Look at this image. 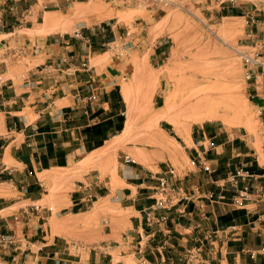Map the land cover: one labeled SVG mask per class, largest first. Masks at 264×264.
Segmentation results:
<instances>
[{
	"label": "rangeland",
	"instance_id": "374dc122",
	"mask_svg": "<svg viewBox=\"0 0 264 264\" xmlns=\"http://www.w3.org/2000/svg\"><path fill=\"white\" fill-rule=\"evenodd\" d=\"M12 5L14 12L7 9ZM0 14L2 82L22 84L36 66L44 68L56 41L83 44L82 35L95 47L90 65L102 76L107 92L121 101L116 132L101 148L78 152L61 168L44 172L49 178L41 181L36 195L41 201L33 206L43 208L36 221L39 230L48 231V240L59 236L66 243L67 250L56 258L59 264H111L112 257L114 264H138L122 239L132 214L119 197L126 166L148 175L170 167L180 178L196 170L173 126L156 118L165 112L167 100L169 113L180 112L177 118L189 124L196 140L200 128L212 132L208 137L217 136L219 143L240 136L264 167V113L250 97L242 58L253 50L248 39L251 19L264 22V0H0ZM48 16L56 20L54 28L44 24ZM206 95L223 107L230 126L188 120L191 114L184 108ZM128 120L130 130L123 134ZM3 162L15 165L8 153ZM82 183L89 188L81 189ZM10 188V198H25ZM77 191L90 197L89 205L79 212L64 210ZM108 244L113 249L106 252L112 257L99 249ZM19 262L25 264L26 259ZM26 264H34L33 259Z\"/></svg>",
	"mask_w": 264,
	"mask_h": 264
},
{
	"label": "crops",
	"instance_id": "0c3cea01",
	"mask_svg": "<svg viewBox=\"0 0 264 264\" xmlns=\"http://www.w3.org/2000/svg\"><path fill=\"white\" fill-rule=\"evenodd\" d=\"M56 43L52 45V54L48 56L51 59L47 63L64 55H78L85 48V44L78 41L63 39ZM84 79L85 74L76 78L55 74L47 76L38 65L22 84H16L11 79L5 82L0 80V163L6 167L0 185H9V189L0 188L6 191L5 195L0 196V234L14 236L16 243L14 248L0 250L1 264H20L22 258L26 259L25 264L31 259L34 264H58L56 258L67 250L66 243L59 236L48 240V231L39 230L42 226H37L38 216L43 212L40 206H33L41 201L36 196L43 186L38 175L61 168L78 152L88 154L97 151L101 148L98 146L116 132L122 116V109L118 111L121 101L114 97V92H108L101 108L89 116L76 108L73 94L78 81ZM255 88V102L264 113V83L255 85ZM197 134L199 140L192 135L193 146H186L188 156L190 159H202L214 172L207 174L196 168L188 173V184L195 185L188 190L194 193L196 204H188L185 210L178 206L170 212L156 211L152 227L148 225V214L155 204L157 176H152L153 172L148 175L146 171L126 166L123 180L125 187L120 190L119 197L132 213L129 229L122 233L128 254L132 255L140 243L148 261L153 264H162L163 261L171 264L187 248L198 245L204 238L205 232L196 227L201 220V213L205 212L210 220L209 229L234 228L231 237L220 243L213 252L206 249L205 260H211V264H264V204L259 207L251 204L247 210L237 209L228 205L236 189L230 185L222 188L227 183L229 171L246 167L251 173L259 174L264 171V167L255 154L246 149L247 145L240 136L219 143L217 136L208 137L212 132L204 128H200ZM7 153L15 163L11 167L3 162ZM162 170L160 167L159 172ZM197 185L202 192L224 195L225 201L210 204L206 200H199L201 194ZM10 186L25 198L19 201L10 198ZM77 193L70 200L71 205L64 210L79 212L85 208L86 205L80 202L84 196ZM28 202L31 204H25ZM16 205H20L19 210L11 211ZM198 206H203L202 212ZM8 211L11 214L4 216L3 213ZM154 215L151 214V217ZM163 217L165 219L162 222L160 219ZM99 249L100 252L103 250L106 257L111 256L106 251L113 248L108 244Z\"/></svg>",
	"mask_w": 264,
	"mask_h": 264
},
{
	"label": "built area",
	"instance_id": "2783aa9c",
	"mask_svg": "<svg viewBox=\"0 0 264 264\" xmlns=\"http://www.w3.org/2000/svg\"><path fill=\"white\" fill-rule=\"evenodd\" d=\"M7 9L11 12L17 10L15 5L9 6ZM1 15L2 14H0V16ZM251 20L252 26L250 25L248 29V39L253 43V50L242 54V58L247 68L246 80L249 82L251 91L250 97L255 101L257 98L255 85L264 83V22L257 23L254 17ZM76 36L79 37L78 35ZM80 36L85 44L83 54L64 55L56 61H50L43 66L44 68H41L45 71V75L47 76L49 74H55L64 78H76L80 74H85V79L78 81V87L73 95L75 107L83 110L84 114L89 116L93 111L101 108L108 92L104 86L102 76L97 74L95 68L90 65V58L93 54L94 46L89 38H84L82 35ZM58 92L60 91L58 90ZM62 93L64 95L63 91ZM191 161L192 164L196 168H200L202 172L207 174H212L214 172L210 165H206L202 162V159H199L198 163L195 159H191ZM5 169L6 167L0 163V178ZM151 175L157 176V186L154 189L155 204L150 208V213L148 214L149 227H152L155 223L156 217L154 213L156 211L164 210L170 212L178 206H181L185 210L188 204L195 203L194 193L191 194L188 190L191 188L188 184L190 178L188 174L180 178L173 168L166 167L165 170L163 169L156 174L151 173ZM226 180L227 183L222 185V188L230 185L236 189V194L232 197L228 205L237 209L247 210V207L251 204L257 207L264 204V171L259 174H254L248 171L246 167H239L233 171H229ZM89 186L90 185L87 186V184L82 183L80 188L87 190ZM196 188L201 194L199 200H206L210 202V204H216L223 203L226 199L222 194L217 195L211 191L202 192L200 186ZM89 198L83 197L80 199V202L88 206L90 202ZM202 207L203 206H198L200 212H202ZM151 214L154 216L151 217ZM262 217L264 218L263 214ZM200 218L201 220L196 228L205 232L204 238L199 241L198 245L187 248L184 254L180 255L177 260L171 262V264H211V260H205L204 258L206 249L208 248V251L213 252L215 248L219 247L220 243L226 242L227 239L231 237V233L234 230L233 227H221L216 230H211L208 226L210 222L209 216L204 212L201 213ZM164 219L165 217L160 220L163 222ZM14 243V236L0 235L1 247L9 249ZM80 249H82V247ZM133 251L132 255L138 264H153L144 257V252L140 243ZM252 257L254 258L255 255L252 254ZM111 264H114L112 260ZM162 264H165V261H163Z\"/></svg>",
	"mask_w": 264,
	"mask_h": 264
},
{
	"label": "bare ground",
	"instance_id": "6f19581e",
	"mask_svg": "<svg viewBox=\"0 0 264 264\" xmlns=\"http://www.w3.org/2000/svg\"><path fill=\"white\" fill-rule=\"evenodd\" d=\"M55 21L52 17L48 16L45 18L44 24L47 25V27L48 26L50 27V26L55 24ZM57 25L59 26V24H57ZM57 25H56V27H58ZM69 29H70V27H69ZM69 29H68V31H69ZM56 31H58V30H56ZM122 94L124 95V98L126 99V101H129L130 97H129V94H128V91L126 88L122 89ZM238 101L239 100H237V102H236L237 103L236 106L240 107V108L242 107L240 109L241 113L246 114L247 112H246V110L243 109V105L241 103H238ZM184 109L187 111H190L191 115H190V117H188L189 118L188 120L191 123L203 124L204 122H221L225 126H230L229 115L225 114L223 107L219 103L215 102V100L213 99V97L211 95H206L204 97L202 96V97L195 99L194 102H191ZM164 110H165V112H163L162 115L159 116V118L157 116H156V118L169 122L173 126V129H174L176 135L188 147H191L194 143H193L192 135H191V132L189 129V124L182 122L177 118L178 116H180V114H179L180 112H177L173 115H171L169 113L171 110V107L169 105L168 100L165 103ZM130 126H131V122L128 120L126 122V125H125L123 132H121V133L124 134V133L128 132L130 130ZM174 142H176V141H174ZM158 143L161 144L162 142L160 140H158ZM39 178L42 182H45L49 177L43 172V173L39 174ZM5 194H6L5 189H0V196L5 195Z\"/></svg>",
	"mask_w": 264,
	"mask_h": 264
}]
</instances>
